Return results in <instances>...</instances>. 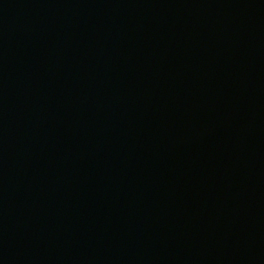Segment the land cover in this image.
I'll return each mask as SVG.
<instances>
[{"label": "water", "instance_id": "1", "mask_svg": "<svg viewBox=\"0 0 264 264\" xmlns=\"http://www.w3.org/2000/svg\"><path fill=\"white\" fill-rule=\"evenodd\" d=\"M0 264H264V0H0Z\"/></svg>", "mask_w": 264, "mask_h": 264}]
</instances>
